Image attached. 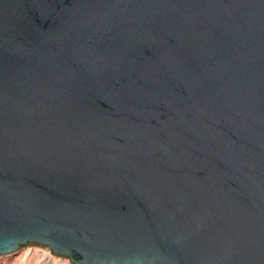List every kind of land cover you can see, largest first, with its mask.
I'll list each match as a JSON object with an SVG mask.
<instances>
[{
    "label": "water",
    "instance_id": "95a60500",
    "mask_svg": "<svg viewBox=\"0 0 264 264\" xmlns=\"http://www.w3.org/2000/svg\"><path fill=\"white\" fill-rule=\"evenodd\" d=\"M264 264V0H0V256Z\"/></svg>",
    "mask_w": 264,
    "mask_h": 264
},
{
    "label": "rangeland",
    "instance_id": "374dc122",
    "mask_svg": "<svg viewBox=\"0 0 264 264\" xmlns=\"http://www.w3.org/2000/svg\"><path fill=\"white\" fill-rule=\"evenodd\" d=\"M0 264H70V259L55 256L39 246H28L16 255L0 256Z\"/></svg>",
    "mask_w": 264,
    "mask_h": 264
}]
</instances>
